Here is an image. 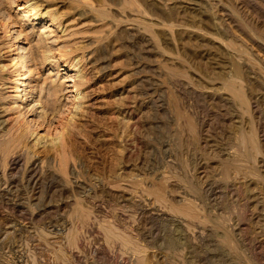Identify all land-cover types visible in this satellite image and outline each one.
Wrapping results in <instances>:
<instances>
[{"label": "rangeland", "instance_id": "rangeland-1", "mask_svg": "<svg viewBox=\"0 0 264 264\" xmlns=\"http://www.w3.org/2000/svg\"><path fill=\"white\" fill-rule=\"evenodd\" d=\"M1 1L6 13L10 0ZM36 1L67 27L53 51L68 38L97 69L85 76L80 116L65 111L48 131L65 133L68 159L38 197L69 202L54 210L61 221L1 223L0 264H264L255 235L264 238V0ZM13 2L10 19L0 17L1 47L5 28L16 29L15 13L25 11L23 0ZM232 79L245 104L223 84ZM2 117L15 127L13 114ZM43 148L30 154L57 167ZM102 184L110 190L98 191ZM89 196L101 199L97 207Z\"/></svg>", "mask_w": 264, "mask_h": 264}, {"label": "bare ground", "instance_id": "bare-ground-1", "mask_svg": "<svg viewBox=\"0 0 264 264\" xmlns=\"http://www.w3.org/2000/svg\"><path fill=\"white\" fill-rule=\"evenodd\" d=\"M23 1H24L23 10H25V11H18L15 13L16 18H18V20H19V22L17 24H16V22H14V26L17 28L15 29L12 27L10 29L7 27V29H6L5 28L6 26L4 27L6 30L5 31L6 36H5L3 44L2 43L1 44H2V47H6L8 49V56H7V61H8L7 64L8 65L7 64L5 65L2 62V57H1V50H2L1 48L2 47L0 45V210L3 209V212L2 211L0 212V224L1 223L6 224L7 222H10V221L16 219L18 221L19 220L24 221L28 224L35 222L36 220H39L40 222H43V224L47 223V224L53 225V223L57 224V222L61 221L60 218L62 217V215L60 217L59 216L57 217L56 214L59 213L57 211H59V209L61 210V208H64L65 206H67L69 204V202L64 201V200L63 201H57V202H51L50 200L48 201V199H47V201L41 200V197H38V193L41 191L43 185L48 184L50 181H53L55 178H57L58 174H61V172H63V169H65V166L67 163L66 150L68 149L67 148L68 146H67L65 140L62 138V135L65 134L64 132H62V135L60 137L58 136L57 138H54V136H53V138H52V136L51 137L48 136L49 135L48 131H49V128L55 122H58L57 120H59V117L63 116L61 114L62 113L65 114V111H67L66 113H68V112L70 113L72 111V114H70L72 116H75V115H77V117L80 116L78 114L81 110H83V107L86 106L85 100H87L86 99L87 96L85 95V92H83V90L86 88V85H87V79L85 76L90 72V70H92L96 66L97 61L95 62V60H94L92 62V61H90L91 59L89 60L90 57L84 58L85 57L84 55H81L78 57V55H77L78 52L75 53L76 52L75 49L77 48V47H75L76 43H74L75 45L68 43L70 45L69 46L67 44V41H66L68 38L65 39V41L62 40L63 46H62V49L60 51H57V50H56L57 52L53 51V46H55L56 43L59 42V41H57L58 39H60L59 37L60 36L63 37V35L66 34L65 31H67V27L66 28H64V27L60 28L61 24L57 21V16L54 13V11L48 9L43 13H41V11L39 12L38 8H40L39 7L40 5L37 3L36 0H35V2H31L32 0H23ZM1 3H2V1L0 0V4ZM9 4H10V7H8V11H6V13L5 12L0 13V17L2 16L3 19L5 18L4 21H6V22L11 17L9 12L11 11V8L14 4L13 0L12 1L10 0ZM37 16H39V17H37ZM30 17H32V18H30ZM45 18H47L48 22L44 21ZM29 19H31L32 21L35 20V22L30 23V22H28ZM38 19H39L40 23L41 22L43 23V25L40 28L37 27L36 25H34L36 23V20H38ZM20 21H22V22H20ZM191 25H190V27H191ZM7 26H8V24H7ZM51 26L54 27V29L52 31L50 30ZM52 32L53 33L55 32V33L53 34ZM58 34H60V35H58ZM65 37L66 36H64V38ZM97 66H99V65H97ZM239 67H240V65H239ZM239 67L238 68L236 67V71H235L236 77H238V75L240 73ZM95 69H97V68L95 67ZM100 70H101V67H100ZM15 71H16V73H15ZM60 72H62V73H60ZM60 74H63V75L60 76ZM235 81H234V79L229 80V81L226 80V81H224L225 83H223V84L225 85L226 89L232 95H234L236 98H238L241 103L243 102V104H245L246 101L244 98V92L241 91L240 87L238 88L236 85H234ZM9 82L13 83V85L11 86V89L8 92V91H5V85ZM182 86H183V84H182ZM142 90H143V88H142ZM189 91H191V90H189ZM247 102H248V100H247ZM6 105H8V106H6ZM127 108H129V107H127ZM4 113H6V114L11 113L14 115L13 118H14V122L16 124V125H14L15 127L7 128L5 126V122H4L3 117H2ZM70 115L66 121V135L70 131V129L73 128V125H74V123H72V122H74L73 121L74 118L71 117ZM203 115H205V114H203ZM69 118H73V119L70 120ZM250 123H252V122H250ZM251 126H252V124H251ZM39 130H41L43 132L41 133V131H39ZM240 130H241V128H240ZM252 137L253 136L251 134L249 136L250 140L252 139ZM61 139H62V141H61ZM29 143H30V146L32 147V149H35V148L36 149L37 148L42 149L44 147L43 148L44 151H45V149H47L45 152H47L48 150H49V152L53 150L57 159H58L57 160L58 161L57 163H59L58 166L55 167L54 164L51 165L50 164L51 161H49L48 156L44 157V155H43L42 158H40L38 156L36 157L35 153H33L35 150L34 151L32 150L33 154H30L31 153V151H30L31 147H28ZM46 146H50V147H46ZM45 152H43V154ZM49 152H47V153H49ZM37 155H39V154H37ZM56 157H55V159H56ZM53 160H54V158H53ZM262 162H264V160H262ZM262 165H264V164H262ZM231 169H233V168H231ZM73 170L75 171L76 169H73ZM224 176H225V174H224ZM60 178H61V176H60ZM59 181H61V182H58V183H62L63 180L59 179ZM66 183L68 184L69 182H66ZM70 184H71V182L69 183V185ZM76 184H78V183H76ZM80 186H82V185L80 184ZM80 186H79V188H80ZM107 186L109 187V185H107ZM60 187H62V186H60ZM66 187H68V186H65V188L64 187L63 188L66 189ZM86 187H88L87 184H86ZM108 187H106V184H105V186L102 184V186L99 185V187H97V190H98V188H99L98 191H104L106 189L110 190L111 187H109V188ZM70 188H74V187H70ZM46 189H47V187H46ZM83 189H86V188L83 187ZM209 189H211V188H209ZM28 190H29V192H28ZM77 190H75V191H77ZM80 190H81V188H80ZM87 190H88V188H87ZM95 190L92 189L93 192H89L90 191V189H89L88 194L91 195V194L95 193ZM70 191L72 192V190H70ZM27 192H28V194H27ZM77 192H79V190ZM111 192H112V190H111ZM109 193H110V191H109ZM96 195H98V193ZM89 197L87 198L88 203H89L88 206L91 205V206L97 207V203L100 202L101 199L97 198V196H93V198H91L92 196H89ZM103 197H102V199H104ZM109 197H111V195H109ZM119 199H120V196H119ZM107 200H108V198H107ZM107 200H106V202L108 203ZM126 200H127V198H126ZM81 201H84V200H81ZM119 201H121V200H119ZM73 202H74V200H73ZM78 202H80V201L77 200V202H76V199H75V204H80ZM84 202H87V200ZM37 204H40L42 207L39 212L35 211V205H37ZM82 204H84V203H82ZM117 205H118V203H117ZM256 205H258V204H256ZM86 206H87V203H86ZM190 208H191V206H190ZM54 210H56V214L53 215V213H55ZM184 211L187 214L189 213V212H186L187 210H185V209L183 210V212ZM137 212L138 211H136V213ZM193 212H195V209ZM55 215H56V217H55ZM143 215H141V216H143ZM154 215H155V212H154ZM64 216H65V214H64ZM150 216H151V214H150ZM262 216H264V215H262ZM193 217H195V216H193ZM160 218H161V216H160ZM187 218H189V217H187ZM252 218L257 220L258 215H253ZM183 219H185V217ZM140 221L142 222L143 220H140ZM144 221H147V220H144ZM179 223H181V222H179ZM258 224H259V222H258ZM10 225L8 224V227H10ZM184 225H185V223H184ZM262 225H264V224H262ZM259 226H257V228ZM4 227L6 228L7 225ZM254 228H255V226H254ZM3 232H4V230L2 231V233ZM110 232H111V230H110ZM143 232H144V230H143ZM255 233H256L255 235H257L256 236L257 239H259L257 242L259 244L264 242V238H261V235L259 234L260 232L257 231ZM6 235H8V234H6ZM106 237H107V235H106ZM262 237H264V236H262ZM109 238H111V237H109ZM253 241H252V244H253ZM229 242H231V241H229ZM242 244H244V243H242ZM18 245H16V246H18ZM262 246H264V245H262ZM189 247H191V246H189ZM258 247H260V246H258ZM203 256H205V254ZM262 256H264V255H262ZM212 260H214V259H212ZM230 260L233 261L232 258ZM143 262L140 264H149L148 260L143 261ZM132 264H134V263H132Z\"/></svg>", "mask_w": 264, "mask_h": 264}]
</instances>
